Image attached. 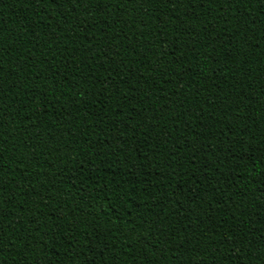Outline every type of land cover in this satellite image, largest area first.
<instances>
[{
	"label": "trees",
	"instance_id": "trees-1",
	"mask_svg": "<svg viewBox=\"0 0 264 264\" xmlns=\"http://www.w3.org/2000/svg\"><path fill=\"white\" fill-rule=\"evenodd\" d=\"M0 264H264V0H0Z\"/></svg>",
	"mask_w": 264,
	"mask_h": 264
}]
</instances>
